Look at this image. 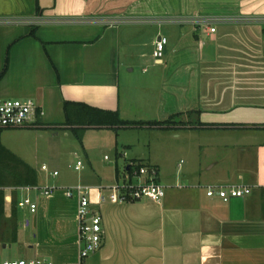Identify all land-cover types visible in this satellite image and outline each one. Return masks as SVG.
Instances as JSON below:
<instances>
[{"label":"crops","instance_id":"0c3cea01","mask_svg":"<svg viewBox=\"0 0 264 264\" xmlns=\"http://www.w3.org/2000/svg\"><path fill=\"white\" fill-rule=\"evenodd\" d=\"M194 15L244 21L211 32ZM33 16L43 22L0 24V98L34 100L43 111L34 127L54 135L71 132L66 101L116 111L130 123L96 128L154 130L162 146L131 158L157 167L159 203L91 192L103 238L88 263L264 264V0H0V18ZM160 35L168 41L156 60ZM176 117L183 124L162 122ZM208 185L249 190L223 201ZM65 187L36 195L20 223L34 237L30 257L76 260L77 203ZM14 192L4 194L1 248L23 194Z\"/></svg>","mask_w":264,"mask_h":264},{"label":"rangeland","instance_id":"374dc122","mask_svg":"<svg viewBox=\"0 0 264 264\" xmlns=\"http://www.w3.org/2000/svg\"><path fill=\"white\" fill-rule=\"evenodd\" d=\"M173 122L183 124L179 117L174 118L170 123ZM70 131L67 135L62 131L54 135L49 129L41 130L34 126L2 129L0 144L9 151L13 158L10 163L15 167L7 169L9 172L5 171V175L0 174V191L6 194L10 190L14 197H17V192L14 191H18L17 188L24 185L16 184L17 180L13 174L14 171L25 174L24 164L36 173L38 186L71 187L78 184L111 186L117 180L120 181V174L118 177L112 176L116 167L121 171L131 158L138 156V153L149 150L160 152L162 148L161 144H157L156 147V137H152L155 132L150 129L83 128L79 130L80 138H77L72 130ZM123 152L126 153L125 157L121 155ZM104 155H107L110 161L104 160ZM15 160H19L22 164H17ZM78 160L82 162L83 167L75 170L74 165ZM42 165L47 167L46 171L41 169ZM53 171L57 172L56 176H52ZM106 173H109L107 178ZM100 176H103L102 180ZM31 197L35 200V193H31ZM29 216L25 208L14 209V218L8 222L12 233L11 242L6 248L0 246V254L3 258L32 256L26 253L24 246L25 242L34 241L31 229L20 225Z\"/></svg>","mask_w":264,"mask_h":264},{"label":"built area","instance_id":"2783aa9c","mask_svg":"<svg viewBox=\"0 0 264 264\" xmlns=\"http://www.w3.org/2000/svg\"><path fill=\"white\" fill-rule=\"evenodd\" d=\"M264 22V17L258 18ZM190 23L197 25H205L214 32L216 27L213 25L216 22L232 20L244 21V18L231 17H213L194 15L188 18ZM247 20H254L249 18ZM256 20V19H255ZM182 21H184L182 19ZM43 20L40 16L27 18H0V24H24L38 25ZM167 37L160 35L154 43L152 56L154 59H161L164 55V48L167 44ZM43 115V111L38 108L36 102L32 99H17V98H0V128H16L26 126H36L37 118ZM125 157L126 153L121 154ZM104 160L109 161V157L104 155ZM81 161H77L74 165L75 170H80ZM43 171L47 170L45 165L41 166ZM120 181L114 185L107 187H90L87 185H75L65 187L64 192L66 197L76 198V240H77V258L73 262L66 264H89L88 258L95 253L102 244L103 228L102 218L99 211L90 208V194L93 190L96 191L98 201H110L112 203H131L140 200H148L159 203L164 197L165 190L163 185L158 182V169L156 166L130 160L122 167ZM57 172L53 171L52 176H56ZM58 187H42L35 185H24L17 188L23 194L17 202V207L25 208L29 212L34 213L37 209L36 202L32 199L31 193L35 195H50ZM249 190L246 186H206L205 193L208 197L217 196L223 201H227L232 197H241ZM107 192V193H105ZM0 264H53L51 260L42 257H26L8 259L3 258L0 254Z\"/></svg>","mask_w":264,"mask_h":264},{"label":"trees","instance_id":"16d2710c","mask_svg":"<svg viewBox=\"0 0 264 264\" xmlns=\"http://www.w3.org/2000/svg\"><path fill=\"white\" fill-rule=\"evenodd\" d=\"M63 112L65 116L66 128L73 131V134L80 138V129L87 127H104V126H118L128 124L130 122L122 120L116 111L104 110L97 107L88 106L84 103L66 101L63 103ZM163 123H170L171 120L162 121ZM158 122V123H162ZM3 128H0V132ZM13 160L9 151L0 144V174L5 175V171L10 167H15L10 162ZM17 164H22L19 160H15ZM25 174L15 173L16 184L21 185H35L37 184L36 173L27 165H23ZM3 182V181H1ZM4 194L0 191V216L4 215Z\"/></svg>","mask_w":264,"mask_h":264}]
</instances>
